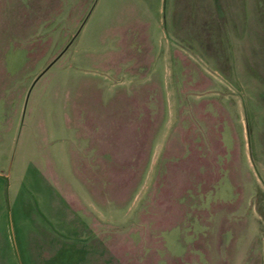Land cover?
<instances>
[{"label":"rangeland","instance_id":"obj_1","mask_svg":"<svg viewBox=\"0 0 264 264\" xmlns=\"http://www.w3.org/2000/svg\"><path fill=\"white\" fill-rule=\"evenodd\" d=\"M0 264H264V0H0Z\"/></svg>","mask_w":264,"mask_h":264}]
</instances>
